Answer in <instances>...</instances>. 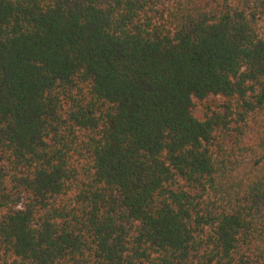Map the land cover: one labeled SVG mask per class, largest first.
Masks as SVG:
<instances>
[{
    "label": "trees",
    "instance_id": "obj_1",
    "mask_svg": "<svg viewBox=\"0 0 264 264\" xmlns=\"http://www.w3.org/2000/svg\"><path fill=\"white\" fill-rule=\"evenodd\" d=\"M0 264H264V0H0Z\"/></svg>",
    "mask_w": 264,
    "mask_h": 264
},
{
    "label": "rangeland",
    "instance_id": "obj_2",
    "mask_svg": "<svg viewBox=\"0 0 264 264\" xmlns=\"http://www.w3.org/2000/svg\"><path fill=\"white\" fill-rule=\"evenodd\" d=\"M195 103H196V105H195V107H194V112H195V114L198 116V117H204V108H203V106H202V104H201V102L199 101V100H195Z\"/></svg>",
    "mask_w": 264,
    "mask_h": 264
}]
</instances>
